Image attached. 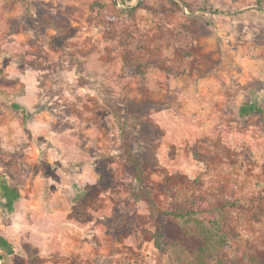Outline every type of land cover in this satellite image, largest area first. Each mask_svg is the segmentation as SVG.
<instances>
[{"label":"rangeland","instance_id":"1","mask_svg":"<svg viewBox=\"0 0 264 264\" xmlns=\"http://www.w3.org/2000/svg\"><path fill=\"white\" fill-rule=\"evenodd\" d=\"M253 103L264 0H0V264H259Z\"/></svg>","mask_w":264,"mask_h":264},{"label":"trees","instance_id":"2","mask_svg":"<svg viewBox=\"0 0 264 264\" xmlns=\"http://www.w3.org/2000/svg\"><path fill=\"white\" fill-rule=\"evenodd\" d=\"M133 57L129 56V60L127 61L125 65V70L124 74L125 76H136V75H143L144 71L142 70L141 66L138 64H133ZM15 109H22L21 106L14 105ZM264 110L260 106H258L256 103L253 104H244L240 108V115L242 117H246L251 114H261L263 113ZM0 194L3 195L4 197V206L8 210V212L12 213L15 210V205L16 203L21 199V193L17 187H12L8 183H1L0 184ZM155 239V246L156 248L164 252L166 251V246L163 244L162 239H163V234L161 233H156L154 235ZM0 249H11L10 244L8 243L7 240H5L3 237L0 236ZM259 258V264H264V251ZM3 260V256L0 255V262Z\"/></svg>","mask_w":264,"mask_h":264}]
</instances>
